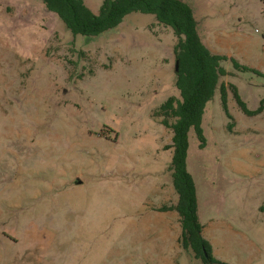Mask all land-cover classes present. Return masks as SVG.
<instances>
[{
    "label": "rangeland",
    "instance_id": "1",
    "mask_svg": "<svg viewBox=\"0 0 264 264\" xmlns=\"http://www.w3.org/2000/svg\"><path fill=\"white\" fill-rule=\"evenodd\" d=\"M96 13L102 0H83ZM225 83L188 131L203 236L226 264H264V0H184ZM176 37L133 12L73 35L40 0H0V264H201L178 242L172 133Z\"/></svg>",
    "mask_w": 264,
    "mask_h": 264
},
{
    "label": "trees",
    "instance_id": "2",
    "mask_svg": "<svg viewBox=\"0 0 264 264\" xmlns=\"http://www.w3.org/2000/svg\"><path fill=\"white\" fill-rule=\"evenodd\" d=\"M40 1L46 10L54 12L61 19L64 27L73 35L98 36L117 27L133 12L150 14L158 24L172 30L176 37L173 51L178 61L175 85L179 97H169L154 115L162 116L160 122L172 133L168 148L176 199L161 209L178 213V242L184 251H189L201 264H226L213 256L211 245L202 234L203 224L199 219L195 185L186 168L187 135L193 129L202 140L201 120L216 91L228 115V91L243 113L253 114L254 111L249 110L241 100L236 86L225 83L222 78L226 74L223 64L228 60L236 70H255L233 57L211 52L199 34L193 8L184 0H102L96 13L83 0Z\"/></svg>",
    "mask_w": 264,
    "mask_h": 264
},
{
    "label": "water",
    "instance_id": "3",
    "mask_svg": "<svg viewBox=\"0 0 264 264\" xmlns=\"http://www.w3.org/2000/svg\"><path fill=\"white\" fill-rule=\"evenodd\" d=\"M177 67H178V61H176L175 63V70H177Z\"/></svg>",
    "mask_w": 264,
    "mask_h": 264
}]
</instances>
